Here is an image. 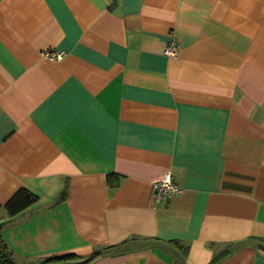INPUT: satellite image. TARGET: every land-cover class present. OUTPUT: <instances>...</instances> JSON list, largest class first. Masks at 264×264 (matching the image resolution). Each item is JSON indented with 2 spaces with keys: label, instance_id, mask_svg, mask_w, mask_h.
<instances>
[{
  "label": "crops",
  "instance_id": "0c3cea01",
  "mask_svg": "<svg viewBox=\"0 0 264 264\" xmlns=\"http://www.w3.org/2000/svg\"><path fill=\"white\" fill-rule=\"evenodd\" d=\"M20 188L16 264H264V0H0V203Z\"/></svg>",
  "mask_w": 264,
  "mask_h": 264
},
{
  "label": "trees",
  "instance_id": "16d2710c",
  "mask_svg": "<svg viewBox=\"0 0 264 264\" xmlns=\"http://www.w3.org/2000/svg\"><path fill=\"white\" fill-rule=\"evenodd\" d=\"M117 178L118 176L116 175V177L113 179L116 181ZM108 179L112 180L110 174L108 175ZM64 194L65 191L61 192L60 196L63 197ZM36 200H37L36 194L32 193L31 191L25 188H20L5 203L3 204L0 203V264H16L12 255V251L2 236L1 230H2L3 219L17 214L18 212L22 211L27 206L35 202ZM173 242L179 246H182L181 243H179V241L175 240ZM100 253L101 250L99 249L93 251L91 253V255L93 256L92 259L99 256ZM76 258L78 257L73 253H67L62 255H50L38 259L32 262L31 264H54L55 262L58 261H64V260L76 259Z\"/></svg>",
  "mask_w": 264,
  "mask_h": 264
},
{
  "label": "built area",
  "instance_id": "2783aa9c",
  "mask_svg": "<svg viewBox=\"0 0 264 264\" xmlns=\"http://www.w3.org/2000/svg\"><path fill=\"white\" fill-rule=\"evenodd\" d=\"M178 48H179V44L175 40H171L165 46L164 53L171 56L176 55ZM43 55L51 59H61L63 56V52L45 51L43 52ZM153 187H154V199L156 201H162L179 191V187L172 180L170 172H166L160 179L154 181Z\"/></svg>",
  "mask_w": 264,
  "mask_h": 264
},
{
  "label": "water",
  "instance_id": "95a60500",
  "mask_svg": "<svg viewBox=\"0 0 264 264\" xmlns=\"http://www.w3.org/2000/svg\"><path fill=\"white\" fill-rule=\"evenodd\" d=\"M92 257H93L92 255H89L86 257H81V258H76V259L58 261V262H55L54 264H87L92 259Z\"/></svg>",
  "mask_w": 264,
  "mask_h": 264
}]
</instances>
